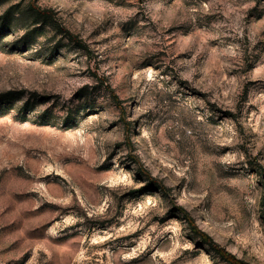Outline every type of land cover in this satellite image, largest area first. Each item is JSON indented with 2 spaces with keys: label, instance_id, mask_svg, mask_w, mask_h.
Segmentation results:
<instances>
[{
  "label": "rangeland",
  "instance_id": "1",
  "mask_svg": "<svg viewBox=\"0 0 264 264\" xmlns=\"http://www.w3.org/2000/svg\"><path fill=\"white\" fill-rule=\"evenodd\" d=\"M217 249L264 264V0H0V264Z\"/></svg>",
  "mask_w": 264,
  "mask_h": 264
},
{
  "label": "trees",
  "instance_id": "2",
  "mask_svg": "<svg viewBox=\"0 0 264 264\" xmlns=\"http://www.w3.org/2000/svg\"><path fill=\"white\" fill-rule=\"evenodd\" d=\"M31 10L33 12H35L41 19L48 21L49 19L52 18L51 15V11H47V10H41L40 8H38L35 5H31ZM5 97H7L8 99H10V97H14V94L12 92H9L8 94L5 95ZM29 104H26V106H28ZM198 231V230H196ZM203 239H205L206 241H211V238L208 237V235L201 233ZM218 253L226 260H228L231 264H243L242 262L236 260L233 256L229 255L228 253H226V251L221 250V249H217Z\"/></svg>",
  "mask_w": 264,
  "mask_h": 264
}]
</instances>
